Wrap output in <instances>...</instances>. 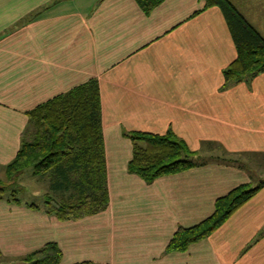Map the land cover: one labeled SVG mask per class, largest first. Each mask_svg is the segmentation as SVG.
Instances as JSON below:
<instances>
[{"label":"crops","instance_id":"0c3cea01","mask_svg":"<svg viewBox=\"0 0 264 264\" xmlns=\"http://www.w3.org/2000/svg\"><path fill=\"white\" fill-rule=\"evenodd\" d=\"M228 1L264 39V0ZM204 5L163 0L144 13L135 0H0V175L26 113L94 79L109 199L76 221L0 200V255L55 242L60 264H264V71L225 84L236 47L220 9ZM135 131L171 134L194 167L151 183L128 173L124 134ZM257 174L259 189L215 231L167 251L179 228Z\"/></svg>","mask_w":264,"mask_h":264},{"label":"trees","instance_id":"16d2710c","mask_svg":"<svg viewBox=\"0 0 264 264\" xmlns=\"http://www.w3.org/2000/svg\"><path fill=\"white\" fill-rule=\"evenodd\" d=\"M149 13L163 0H135ZM204 8L220 9L236 47V58L223 70L226 85L240 82L264 71V39L228 0H204ZM27 126L14 159L5 166L7 180L18 181L30 168L36 176L48 177L52 192L44 194L43 204L21 203L15 192L0 189V200L24 204L27 208L59 221H76L96 215L108 205L106 163L102 135L100 94L92 79L50 98L26 113ZM32 131V132H31ZM31 135L27 139V135ZM33 136V137H32ZM132 144L127 172L146 183L158 177L194 167L186 146L171 134L129 132ZM264 183V182H263ZM241 185L215 202L213 214L190 228H179L167 251H185L215 231L259 189ZM68 196L66 198V194ZM62 252L55 242L21 258L26 264H60ZM74 264H96L90 261Z\"/></svg>","mask_w":264,"mask_h":264},{"label":"rangeland","instance_id":"374dc122","mask_svg":"<svg viewBox=\"0 0 264 264\" xmlns=\"http://www.w3.org/2000/svg\"><path fill=\"white\" fill-rule=\"evenodd\" d=\"M32 132V131H31ZM32 133H29V136L27 135V139L31 138ZM33 137V136H32ZM191 159V157H190ZM262 163V167L260 168L264 170V162ZM255 171H258L256 169ZM254 182H252L249 187L253 188L259 183V179L263 178L260 177L257 174ZM18 181L13 180H7L6 177L1 173L0 175V189L5 187V189L11 190L12 192H15L17 190V198L21 203H36L37 205L43 204V200L45 199L44 194L48 193L50 195H54L52 192V183L51 180L46 177L42 176H36L33 175L30 168L25 169L21 174L20 177L17 178ZM66 195V198L68 196V193L64 194ZM20 260V259H19ZM19 260H12L10 258H5V256L0 255V264H26L25 261H19Z\"/></svg>","mask_w":264,"mask_h":264}]
</instances>
